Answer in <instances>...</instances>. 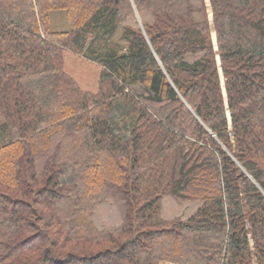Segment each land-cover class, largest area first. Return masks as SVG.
Returning a JSON list of instances; mask_svg holds the SVG:
<instances>
[{
	"label": "trees",
	"instance_id": "trees-1",
	"mask_svg": "<svg viewBox=\"0 0 264 264\" xmlns=\"http://www.w3.org/2000/svg\"><path fill=\"white\" fill-rule=\"evenodd\" d=\"M161 261L264 264V0H0V264Z\"/></svg>",
	"mask_w": 264,
	"mask_h": 264
},
{
	"label": "rangeland",
	"instance_id": "rangeland-1",
	"mask_svg": "<svg viewBox=\"0 0 264 264\" xmlns=\"http://www.w3.org/2000/svg\"><path fill=\"white\" fill-rule=\"evenodd\" d=\"M206 2H208V0H206ZM51 28L53 30H63L64 28H68V23L65 19V14L63 11L53 12V23L51 25ZM211 38L213 43L215 44V34L213 31L211 32ZM69 63H71L72 66H74V69L76 68V70H78L83 75V77H88L89 75H91V69L88 67L89 65L83 63L82 61L71 58L69 60ZM176 202L177 201L173 200L170 197L164 198L161 214L164 217L173 218L180 215V213L187 214L193 210V203H182V206H178L176 205ZM92 222L93 225L97 228L107 226V224L114 225L120 223L121 212L116 206L109 207L107 205H99L95 207L93 211ZM165 263L172 264L165 261H161L159 264Z\"/></svg>",
	"mask_w": 264,
	"mask_h": 264
},
{
	"label": "crops",
	"instance_id": "crops-1",
	"mask_svg": "<svg viewBox=\"0 0 264 264\" xmlns=\"http://www.w3.org/2000/svg\"><path fill=\"white\" fill-rule=\"evenodd\" d=\"M165 264H168V263H165Z\"/></svg>",
	"mask_w": 264,
	"mask_h": 264
}]
</instances>
